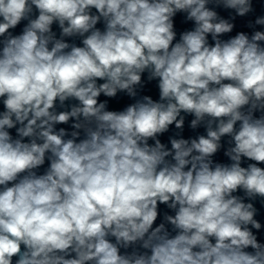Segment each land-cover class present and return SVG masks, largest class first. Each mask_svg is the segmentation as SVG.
Returning a JSON list of instances; mask_svg holds the SVG:
<instances>
[{"label": "clouds", "instance_id": "obj_1", "mask_svg": "<svg viewBox=\"0 0 264 264\" xmlns=\"http://www.w3.org/2000/svg\"><path fill=\"white\" fill-rule=\"evenodd\" d=\"M0 264H264V0H0Z\"/></svg>", "mask_w": 264, "mask_h": 264}]
</instances>
